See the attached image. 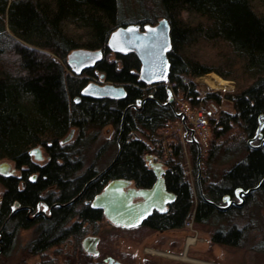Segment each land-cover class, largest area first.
Returning <instances> with one entry per match:
<instances>
[{
  "label": "trees",
  "instance_id": "trees-1",
  "mask_svg": "<svg viewBox=\"0 0 264 264\" xmlns=\"http://www.w3.org/2000/svg\"><path fill=\"white\" fill-rule=\"evenodd\" d=\"M154 7L155 16L142 8L146 18L132 22L143 26L163 17L169 20L170 69L165 79L147 83L140 78L141 61L134 51L114 53L107 45L111 32L129 23L122 19L119 0H0V160L27 165L29 174L39 172L23 190L18 189L16 178L2 179L7 193L0 214L14 198L34 205L41 192L49 191L67 202L87 184L74 203L54 209V217L45 220L31 249L43 250L72 232L80 233L79 221L67 226L75 215L84 222L101 219L102 210L83 200L92 199L109 180L127 178L139 187L155 182L154 170L145 159L151 144L138 133L154 136L166 119L178 118L173 102L179 91L192 104L211 100L217 106L224 98L232 101L233 111L222 110L218 118L207 116L214 134L207 164L210 169L221 154L236 160L218 181L211 180L209 173L200 178L195 200L179 137L172 143L171 157L162 162L167 188L176 197L165 211H154L139 226L165 231L183 227L190 218L197 224L230 222L242 215L244 207L218 205L225 206L226 195L234 197L264 179V144L250 145L264 138V124L256 137L264 114V0H155ZM78 48L102 51L80 74L67 65L68 54ZM8 53L14 58H7ZM210 72L234 80L236 90L212 91L202 98L193 78ZM100 74L104 80L124 85L126 94L117 98L81 95L84 86ZM108 125L115 129L112 142L120 153L100 174L95 162L85 165V149ZM72 128L78 131L76 138L63 143ZM236 128L240 132L226 144L223 138ZM185 137L196 166L198 146L188 132ZM36 146L46 148L48 161L42 166L29 155ZM257 194L264 198V181L246 202ZM246 234L247 226L221 225L212 232L211 241L238 246Z\"/></svg>",
  "mask_w": 264,
  "mask_h": 264
},
{
  "label": "rangeland",
  "instance_id": "rangeland-1",
  "mask_svg": "<svg viewBox=\"0 0 264 264\" xmlns=\"http://www.w3.org/2000/svg\"><path fill=\"white\" fill-rule=\"evenodd\" d=\"M119 5L122 19L129 23H134L132 21H139L146 18L145 13L142 12V8H145L152 17L157 13L154 7L155 0H119ZM19 40L25 43L23 40ZM48 52L55 59L61 60L54 53ZM110 57L114 58V53H112ZM7 58H14V56L12 53H8ZM216 77L225 79L228 84L224 86L214 84L213 80L217 79ZM193 80L197 83L202 98L212 91H220L224 94L236 90V83L234 80L226 79L217 72H210L202 76H197L194 77ZM93 81L101 84L110 82L101 77H94ZM181 95V91L175 93L176 99L173 102L178 111L180 110L178 102L181 100L188 101ZM193 105L201 106L206 116L209 118H218L222 110L233 111V103L227 98H224L221 104L217 106L211 100H203L201 103ZM207 110H211L212 113L209 114ZM210 126L212 128L211 124ZM188 128L192 127L188 126ZM186 132L187 130H185V134ZM238 132H240V130L236 128L231 134L224 137L223 140L227 141L226 144H230L231 138ZM77 134L78 131L75 130V134L67 142L73 141ZM138 134L151 144L152 148L148 155L153 156V159L147 158L148 155L145 156L148 164L150 160L160 161L166 164L165 161L171 157V152L173 151V149H171V151L168 149L169 146L172 147V143L178 140L179 137L182 139L185 154L183 166L185 174L191 182L195 192V200L198 199V194L200 192V178L205 177L209 173L211 180L218 181L223 173L229 169L236 160V158L227 160L226 156L221 154L219 159L215 161L209 169L207 160L212 148L211 142L214 140L212 131L210 134L209 152L206 158H204L203 163H201L199 159L200 144L195 142L197 146L199 145L196 166L194 165V160L189 151V146L186 143L185 134L172 131L170 134L166 135V130L161 128L158 130V134L154 136H148L142 132ZM114 137L115 129L112 125L102 128L99 138L85 149V165L88 166L95 162L97 169L101 172L104 171L105 167L117 155V143L112 142ZM259 142V139H256V141H253L251 144H258ZM40 147L43 151L42 154L45 156L44 160L40 161V164H44L48 156L46 148L44 146ZM2 161H8V159L5 158L0 160V162ZM201 166L205 168L201 169ZM16 174H20V170L17 171ZM2 191L3 188L0 186V192ZM84 203L85 200H83V204ZM226 204L227 203H225V205ZM241 206L244 207L242 215L235 217L230 222L226 220H210L204 224H197L194 221L193 228L187 227L185 223L183 227L165 231H156L144 226L131 228L118 226L109 221L106 217H103L98 221L85 223L81 233L69 238L65 243L46 249L40 254L31 253V251L26 248L27 242L35 235L34 229L21 230L18 234L15 250L13 251V264H36V262L42 260H44V264H67V259L70 254H74V260L72 259L74 261L73 264H105L104 258L107 256H112L124 264H201L177 258H169L148 251V249H157L182 254L189 236L196 237V241L192 243L188 249V255L190 257L218 264H264V198L261 194H257L256 199L244 202ZM232 223H237L240 226H247L246 238L241 245L235 246L211 241L212 232L216 228L221 225L229 226ZM87 235L100 236L98 255H87L84 250L82 240Z\"/></svg>",
  "mask_w": 264,
  "mask_h": 264
},
{
  "label": "water",
  "instance_id": "water-1",
  "mask_svg": "<svg viewBox=\"0 0 264 264\" xmlns=\"http://www.w3.org/2000/svg\"><path fill=\"white\" fill-rule=\"evenodd\" d=\"M107 45L114 53L134 51L141 61L140 78L147 83L163 80L169 73L170 61L167 53L171 46V35L170 23L165 17L159 19L155 24L147 23L141 26L139 23H128L120 25L111 32ZM101 55V50L74 49L67 56V65L74 72L80 74ZM100 77L104 78V75L100 74ZM125 94L126 89L122 84L111 82L101 84L93 80H90L81 90V95L93 98H117L123 97ZM76 98L79 99V97ZM178 117H183V115L178 113ZM263 124L264 114H261L256 137L259 136ZM75 130L72 128L69 134L62 139V142L69 141L75 134ZM193 140L198 144L195 137ZM263 144L264 138L258 144L250 143L252 147H261ZM42 152L40 146L29 151L30 154L35 153L38 158L43 156ZM119 153L120 150L113 162ZM1 164L7 163L1 162ZM149 164L156 175V180L150 187H139L133 180L127 178H114L109 180L103 189L93 197L91 205L101 208L111 222L125 227L138 226L154 211L166 210L176 195L167 188L164 164L155 160H150ZM263 181L264 179L256 187L248 190L241 189L240 194H249L259 188ZM218 207L227 208L228 206L218 205ZM98 241V236L85 237L83 240L84 249L89 253H97Z\"/></svg>",
  "mask_w": 264,
  "mask_h": 264
},
{
  "label": "flooded vegetation",
  "instance_id": "flooded-vegetation-1",
  "mask_svg": "<svg viewBox=\"0 0 264 264\" xmlns=\"http://www.w3.org/2000/svg\"><path fill=\"white\" fill-rule=\"evenodd\" d=\"M29 155L31 156V160L33 163H35L39 166H42L45 164V163L40 164V161L44 160V158H45V156L43 154H42L43 156L40 158H38L35 153L34 154L29 153ZM148 156H149V159H153V156H151V155H148ZM47 161H48V159H47ZM2 162H6L7 164H1L0 165V186L3 188V191L0 192V213H2L1 212L2 204L5 201V197H6V193H7L6 192V186H5L4 182L2 181V179L4 177L16 178L18 181V189L23 190L26 187L27 181H35L39 175V172H33V173L29 174L27 171L29 169L27 165L19 166L12 159H8V161H2ZM149 166L151 167V165H149ZM19 170H20V174H16V172ZM103 172L104 171L100 172V174ZM85 188L86 187H84L83 190L81 192H79V194H77V196H75L74 198H72L71 200H69L67 202H62V201L58 200L56 197L55 198L52 197V195H51L52 192H49V191L41 192V194H40L41 198L34 205L24 204L18 198L12 199V201L10 202V205H9V209L6 211L4 210L5 213H3V215L0 214V264H13V260H14L13 259V255H14L13 251L15 250V245H16V241L18 238V234L21 230L30 229V228L34 229L35 235L27 242L26 248L29 251H31V253H35V254L43 253L46 249H48L52 246H55V245H59L61 243H65L69 238L76 236L78 233L72 232L62 242L57 241L54 245H51L50 247L43 249V250H39V248L37 250H35V249H31V247H30L31 243L35 242V240L39 237L40 230L45 225V220H47V219L49 220V219L54 217V209L56 207H59V206H67V205L74 203L77 200V198H79L83 194V191L85 190ZM248 195L249 194H244V193L240 194V192H238V194L235 195L234 197H232L230 195H226V197L224 198V203H227V204L225 206H228V207H230L232 205L241 206L244 202H246V197ZM92 199H85V204L91 205ZM91 207L95 208L92 205H91ZM95 209L102 210L101 208H95ZM102 212H103V210H102ZM103 217H106L104 215V212H103ZM76 221H79L80 223H82V229H83V225L85 223H88V221L84 222L81 219H79L77 215H75L72 219L69 220L67 226L72 225ZM89 223H92V222H89ZM115 225H117V224H115ZM118 226H121V225H118ZM134 227H136V226H134ZM87 236H98L99 237L98 244H99V242H100V236L99 235H87ZM87 236H85V237H87ZM83 240H82V246H83ZM98 244L96 247L98 250L97 253H89L84 249L86 251L87 255H89V254L98 255L99 254ZM83 248H84V246H83ZM3 258H5V259H3ZM72 259L74 260V254H70V256L67 259V262H68L67 264H73L74 261ZM104 262H105V264H124L123 262H121L118 259H115L112 256L105 257ZM36 264H44V260L38 261V262H36Z\"/></svg>",
  "mask_w": 264,
  "mask_h": 264
},
{
  "label": "built area",
  "instance_id": "built-area-1",
  "mask_svg": "<svg viewBox=\"0 0 264 264\" xmlns=\"http://www.w3.org/2000/svg\"><path fill=\"white\" fill-rule=\"evenodd\" d=\"M175 99L176 97L174 96V100ZM178 103L180 105L179 113H181L183 117L177 119L168 118L164 121L160 128L166 130V135L170 134L172 131L185 134V130L188 126H191L194 137L200 144L199 159L200 162L203 163L204 158H206L209 152L210 134L212 131L206 113L201 106L199 107V105H193L189 101L181 100ZM168 149L171 151L172 147L169 146ZM204 168V166H201V169ZM186 225L189 228H193L194 220H188Z\"/></svg>",
  "mask_w": 264,
  "mask_h": 264
},
{
  "label": "bare ground",
  "instance_id": "bare-ground-1",
  "mask_svg": "<svg viewBox=\"0 0 264 264\" xmlns=\"http://www.w3.org/2000/svg\"><path fill=\"white\" fill-rule=\"evenodd\" d=\"M216 78L217 79L213 80L214 84H216V85L218 84L219 86H224V85L228 84V82L225 79H222V78H219V77H216ZM195 241H196V237L195 236H189L188 239H187L185 250H184V252L182 254H176V253H172V252H169V251H162V250H157V249H148V251H150L152 253H157V254H160V255H163V256H166V257H169V258H177V259H181V260H184V261H191V262H196V263H201V264H218V263H214V262H210V261H204V260H200V259H197V258L190 257L188 255V249H189V246L192 243H194Z\"/></svg>",
  "mask_w": 264,
  "mask_h": 264
},
{
  "label": "crops",
  "instance_id": "crops-1",
  "mask_svg": "<svg viewBox=\"0 0 264 264\" xmlns=\"http://www.w3.org/2000/svg\"><path fill=\"white\" fill-rule=\"evenodd\" d=\"M187 132L190 134L191 138L193 139L194 134L191 128H187Z\"/></svg>",
  "mask_w": 264,
  "mask_h": 264
}]
</instances>
